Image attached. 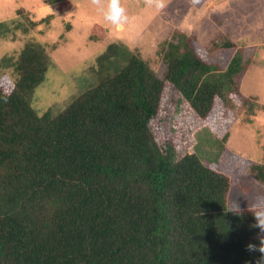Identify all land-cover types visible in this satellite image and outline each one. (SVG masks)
<instances>
[{"label":"trees","instance_id":"1","mask_svg":"<svg viewBox=\"0 0 264 264\" xmlns=\"http://www.w3.org/2000/svg\"><path fill=\"white\" fill-rule=\"evenodd\" d=\"M16 30L29 31L1 22L0 38ZM106 32L96 24L90 38ZM158 56L162 74L111 43L86 89L42 114L32 102L52 67L46 48L30 41L0 59V264H257L249 208L264 201V160L237 182L244 206L234 214L229 177L195 152L180 156L163 110L174 90L171 121L184 100L227 151L235 119L226 102L253 112L240 90L250 64L227 34L201 48L175 30Z\"/></svg>","mask_w":264,"mask_h":264},{"label":"rangeland","instance_id":"2","mask_svg":"<svg viewBox=\"0 0 264 264\" xmlns=\"http://www.w3.org/2000/svg\"><path fill=\"white\" fill-rule=\"evenodd\" d=\"M72 3L71 9L62 12L53 0H0V23L29 30H16L0 38V59L17 56L30 41L43 45L51 57L52 67L32 102L40 114L50 108L64 110L73 97L81 94L93 79L88 69L111 43L121 42L130 50H138L159 74L163 73L159 46L175 30L196 36L201 48L210 47L221 34L236 43L250 64L240 90L253 112L249 113L236 98L226 102L228 115L235 119L228 150L218 148L205 122L184 100L171 121L178 94L170 89L163 108L164 136L171 140L174 135L180 156L195 152L204 165L227 175L231 181L230 204L234 206L235 202L243 208L244 199L236 184L248 174L251 164L262 162L264 157V0H166L163 10L146 6L144 0H121L130 19L120 28L107 22L90 0ZM32 23H36L34 28ZM96 24L107 29L100 41L90 38Z\"/></svg>","mask_w":264,"mask_h":264},{"label":"clouds","instance_id":"3","mask_svg":"<svg viewBox=\"0 0 264 264\" xmlns=\"http://www.w3.org/2000/svg\"><path fill=\"white\" fill-rule=\"evenodd\" d=\"M198 2V0H194ZM92 6L99 10L104 19L116 28L123 27L129 22L127 10L122 6L121 0H90ZM144 4L148 7H154L157 10H163L167 4L166 0H144ZM234 206L229 211L234 214H240V207L237 203L233 202ZM249 211L253 214L256 223L252 226L260 229V245L249 244V251H259L262 255L257 261V264H264V201H257L250 206Z\"/></svg>","mask_w":264,"mask_h":264},{"label":"crops","instance_id":"4","mask_svg":"<svg viewBox=\"0 0 264 264\" xmlns=\"http://www.w3.org/2000/svg\"><path fill=\"white\" fill-rule=\"evenodd\" d=\"M262 160H264V157L262 158ZM261 163V162H260Z\"/></svg>","mask_w":264,"mask_h":264}]
</instances>
